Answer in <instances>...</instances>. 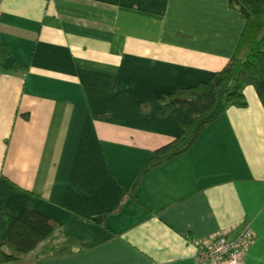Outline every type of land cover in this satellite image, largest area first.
Masks as SVG:
<instances>
[{
    "label": "crops",
    "instance_id": "obj_1",
    "mask_svg": "<svg viewBox=\"0 0 264 264\" xmlns=\"http://www.w3.org/2000/svg\"><path fill=\"white\" fill-rule=\"evenodd\" d=\"M245 26L230 0H0V251L26 206L62 223L12 264H198V243L247 225L244 264H264L253 85L129 194L191 119L160 97L221 70Z\"/></svg>",
    "mask_w": 264,
    "mask_h": 264
},
{
    "label": "trees",
    "instance_id": "obj_2",
    "mask_svg": "<svg viewBox=\"0 0 264 264\" xmlns=\"http://www.w3.org/2000/svg\"><path fill=\"white\" fill-rule=\"evenodd\" d=\"M246 19L238 49L230 61L208 80L178 88L160 97L165 109L180 106L191 119L183 124L182 133L172 142L158 148L153 157L134 178L129 194L141 185L152 169L167 163L188 151L202 131L222 115L229 106L244 107L247 100L244 87L253 85L264 105V0H230ZM13 65L10 71H19ZM119 206L114 209L118 210ZM62 227L56 219L26 206L17 216H7L0 264H12L26 259L28 253L39 247Z\"/></svg>",
    "mask_w": 264,
    "mask_h": 264
},
{
    "label": "built area",
    "instance_id": "obj_3",
    "mask_svg": "<svg viewBox=\"0 0 264 264\" xmlns=\"http://www.w3.org/2000/svg\"><path fill=\"white\" fill-rule=\"evenodd\" d=\"M254 238L250 225L235 237L226 234L214 236L198 243L196 261L198 264H244L248 244Z\"/></svg>",
    "mask_w": 264,
    "mask_h": 264
}]
</instances>
